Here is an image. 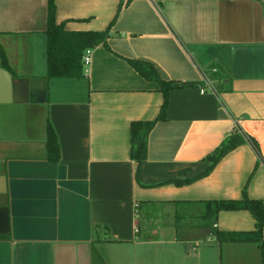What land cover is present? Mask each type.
Segmentation results:
<instances>
[{
	"label": "crops",
	"instance_id": "crops-1",
	"mask_svg": "<svg viewBox=\"0 0 264 264\" xmlns=\"http://www.w3.org/2000/svg\"><path fill=\"white\" fill-rule=\"evenodd\" d=\"M121 1L53 0L67 31L109 26L82 76L54 77L47 0H0V264H109L104 244L123 251L113 264H129L122 247L161 240L138 239L140 209L163 205L164 224L148 228L164 230V264H263L258 243L214 234L254 229L248 210H221L211 225L188 210L201 217L203 201L244 189L264 204V0H130L118 11ZM127 58L174 85L137 174L130 123L155 119L164 98ZM204 76L212 90L201 91ZM236 126L260 156L241 143L205 173Z\"/></svg>",
	"mask_w": 264,
	"mask_h": 264
},
{
	"label": "trees",
	"instance_id": "trees-1",
	"mask_svg": "<svg viewBox=\"0 0 264 264\" xmlns=\"http://www.w3.org/2000/svg\"><path fill=\"white\" fill-rule=\"evenodd\" d=\"M129 2L130 0H125L124 2L122 0L118 11L122 4H128ZM44 35L46 38L47 75L54 77H80L82 76L81 57L84 50L87 48L92 49L101 43L105 44L109 35V26L103 30L67 31L64 29L62 22L56 23L55 21L53 0H47ZM127 60L144 78L158 83L164 98L155 119L132 121L130 123V156L137 164V174L141 164L146 160L148 133L156 121L165 119L168 92L174 88V85L172 80L164 79L160 76L156 66L151 61L140 58H127ZM245 142L249 143L260 156L259 146L255 139L236 126L206 157V159L211 161V164L205 173L209 172L215 163L227 152ZM47 143L50 148H54L58 152L56 136L51 128L48 131ZM186 181L188 179L176 182L181 184ZM201 204L203 208L201 218L210 225L216 220L221 210H248L256 220L254 229L228 231L214 229V234L218 241H253L258 243L264 264V240L261 236V230L264 226L263 200L248 197L244 189L243 195L239 199H213L203 201Z\"/></svg>",
	"mask_w": 264,
	"mask_h": 264
},
{
	"label": "rangeland",
	"instance_id": "rangeland-1",
	"mask_svg": "<svg viewBox=\"0 0 264 264\" xmlns=\"http://www.w3.org/2000/svg\"><path fill=\"white\" fill-rule=\"evenodd\" d=\"M191 207V206H190ZM198 206L195 205L188 210L189 217L188 221L199 223L203 222L204 220L198 216V212L195 208ZM199 209V208H198ZM140 213L138 214V220L140 222V228L142 229L141 236L138 238L139 240L147 239L144 237L145 235L151 236L152 240H160V241H153L145 244H137L131 245L127 247H122L123 249L126 248L128 252L127 260L129 264H164V230L160 231H153L152 228H148L149 225L163 223L164 224V205L163 206H154L153 208H141ZM207 222V221H206ZM207 224V223H206ZM147 235V236H148ZM148 236V238H149ZM143 237V238H142ZM204 244L201 241L200 245ZM114 248V250L112 249ZM100 256H109L111 260H109V264H113L111 261L114 260V257L118 256L119 254L122 255V249H119L117 246H113L111 244H104L98 248ZM131 258H130V257ZM100 261L101 258H100ZM99 264H107V263H99Z\"/></svg>",
	"mask_w": 264,
	"mask_h": 264
},
{
	"label": "built area",
	"instance_id": "built-area-1",
	"mask_svg": "<svg viewBox=\"0 0 264 264\" xmlns=\"http://www.w3.org/2000/svg\"><path fill=\"white\" fill-rule=\"evenodd\" d=\"M91 50H92L91 48H87V49L84 50V52L82 54L81 60H82V63L85 66H88L89 63H90V60H91ZM202 80H203L204 87L201 88V91L203 92L204 91V88H207V89L212 90V86H211L210 80L207 77H205V76L202 78ZM134 207L136 209L137 204H135ZM135 212H137V210H135Z\"/></svg>",
	"mask_w": 264,
	"mask_h": 264
},
{
	"label": "water",
	"instance_id": "water-1",
	"mask_svg": "<svg viewBox=\"0 0 264 264\" xmlns=\"http://www.w3.org/2000/svg\"><path fill=\"white\" fill-rule=\"evenodd\" d=\"M47 3V2H46ZM47 5V4H46ZM46 27V26H45Z\"/></svg>",
	"mask_w": 264,
	"mask_h": 264
}]
</instances>
